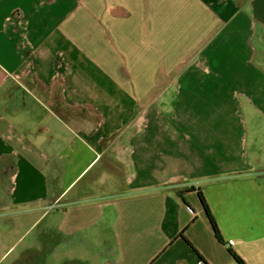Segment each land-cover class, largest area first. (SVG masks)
<instances>
[{
  "label": "crops",
  "instance_id": "1",
  "mask_svg": "<svg viewBox=\"0 0 264 264\" xmlns=\"http://www.w3.org/2000/svg\"><path fill=\"white\" fill-rule=\"evenodd\" d=\"M261 144L264 0H0V264H264Z\"/></svg>",
  "mask_w": 264,
  "mask_h": 264
},
{
  "label": "trees",
  "instance_id": "2",
  "mask_svg": "<svg viewBox=\"0 0 264 264\" xmlns=\"http://www.w3.org/2000/svg\"><path fill=\"white\" fill-rule=\"evenodd\" d=\"M198 196H199V199H200V201H201V203H202V206H203V208H204L205 214H206V216H207V218H208V220H209V223H210V225H211V228H212V230H213V233H214L215 238L217 239V241H218L219 243H222L223 245H225V243L223 242V239H222V237H221V235H220V233H219V230H218V228H217V226H216V224H215L213 218L211 217V214H210V212H209V210H208V208H207V206H206V204H205V201H204L203 197H202L200 194H199ZM227 250H228V252L231 254V256L233 257V259H234L237 263H240L239 259L234 255V253H233L229 248H227Z\"/></svg>",
  "mask_w": 264,
  "mask_h": 264
},
{
  "label": "rangeland",
  "instance_id": "3",
  "mask_svg": "<svg viewBox=\"0 0 264 264\" xmlns=\"http://www.w3.org/2000/svg\"><path fill=\"white\" fill-rule=\"evenodd\" d=\"M260 146H264V144H261ZM261 154H262V157H263V164H264V152H261ZM32 238V236L31 237H29V240ZM89 249H91V248H89ZM92 249H94V250H98L99 252L101 251V248L99 247V248H96V247H93ZM112 253H113V249H112V246L111 245H108V246H106L105 247V249H104V256H105V259L106 258H109L111 255H112ZM68 255H70V257L68 258V260L69 261H66V262H64L63 264H73L74 262L73 261H70L71 259H74L75 257H77V256H79L78 255V253H75V250L74 249H72L71 250V252L70 253H68ZM92 257V254H91V256L89 255V259ZM73 262V263H72ZM87 263H90V261L89 262H83V261H79V262H76L75 264H87ZM57 264H62L61 262H58L57 261Z\"/></svg>",
  "mask_w": 264,
  "mask_h": 264
}]
</instances>
